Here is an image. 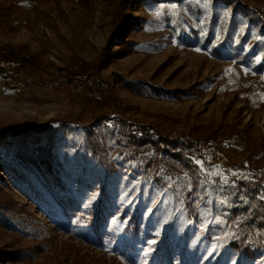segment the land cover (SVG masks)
Masks as SVG:
<instances>
[{
  "label": "rangeland",
  "instance_id": "1",
  "mask_svg": "<svg viewBox=\"0 0 264 264\" xmlns=\"http://www.w3.org/2000/svg\"><path fill=\"white\" fill-rule=\"evenodd\" d=\"M238 1L0 0V264H264L228 246L232 188L264 192V0Z\"/></svg>",
  "mask_w": 264,
  "mask_h": 264
},
{
  "label": "trees",
  "instance_id": "2",
  "mask_svg": "<svg viewBox=\"0 0 264 264\" xmlns=\"http://www.w3.org/2000/svg\"><path fill=\"white\" fill-rule=\"evenodd\" d=\"M214 1H221L225 5L233 6L234 10L254 14L252 9L238 0ZM211 51L214 56H220L215 47H212ZM234 58L241 61L243 65H248L246 56L234 55ZM258 68L259 66L256 69ZM30 130L24 128L23 132L11 134L20 137ZM144 143H149L155 151L161 152L164 158L178 162L182 169L191 175L195 185L203 178L197 165L193 162L192 156L187 154L195 147L191 139L184 136H164L160 132H156L154 139ZM232 190L235 192V198L231 203V214L234 218L239 217L241 223L228 246L233 251L241 252L246 258L253 259L256 253L264 249V192L261 193L258 187H252L243 182H237Z\"/></svg>",
  "mask_w": 264,
  "mask_h": 264
}]
</instances>
